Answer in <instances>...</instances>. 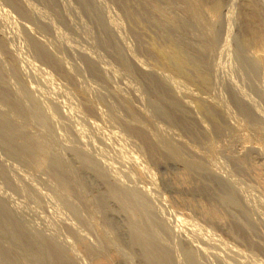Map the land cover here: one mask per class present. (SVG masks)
I'll return each instance as SVG.
<instances>
[{
  "label": "rangeland",
  "instance_id": "obj_1",
  "mask_svg": "<svg viewBox=\"0 0 264 264\" xmlns=\"http://www.w3.org/2000/svg\"><path fill=\"white\" fill-rule=\"evenodd\" d=\"M122 1L0 0V216L17 238L0 236V264H41L31 235L47 264H145L97 187L128 198L173 264H264V0H191L202 22L177 0L155 15L188 25L179 47Z\"/></svg>",
  "mask_w": 264,
  "mask_h": 264
},
{
  "label": "bare ground",
  "instance_id": "obj_2",
  "mask_svg": "<svg viewBox=\"0 0 264 264\" xmlns=\"http://www.w3.org/2000/svg\"><path fill=\"white\" fill-rule=\"evenodd\" d=\"M90 3H95L97 5V7H99V2L98 0H89ZM116 1V0H115ZM120 1V0H119ZM122 1V0H121ZM181 1V0H180ZM184 4H187V9L186 11L188 10V12H190L192 15H193V19L199 21V22H202L203 19L200 17V11L198 7H201L200 4L199 6L197 5V1L195 2H192L191 0H183ZM123 2V1H122ZM126 6H127V9H128V13L130 16V19L131 20H137V21H145L149 24H151L152 26H156L157 29H158V34L161 35V37L163 36V38L165 37V40L166 38L171 39L172 43L175 44L176 46L179 47V44H180V41L185 39V36H183L181 34V32H185V30H187L188 28H186V26L188 27V25H186L185 23H182L179 22L176 18H174L175 20L173 19H169L168 22H165V20L163 21L160 17H157L155 14L157 13L159 15V13L161 14V16H163V14L167 13L168 14V11H171L172 9L174 8H178L177 5H179V3L177 2V0H125L124 1ZM219 2V1H218ZM122 4V3H121ZM125 4L123 3V5L125 6ZM93 5V4H92ZM94 7V6H93ZM96 7V6H95ZM181 7V5H180ZM91 8V7H90ZM99 9V8H98ZM211 9H212V12L213 14H216L219 12V3L214 2L211 6ZM179 10V9H178ZM99 11V10H98ZM200 11V12H199ZM26 12H30V9L28 7V5H26ZM210 12V11H208ZM127 13V14H128ZM163 13V14H162ZM189 13V14H190ZM173 14V13H172ZM219 14V13H218ZM102 15V13H101ZM185 15V14H184ZM191 15V17H192ZM222 15V13H221ZM166 16V15H164ZM217 16V15H216ZM219 16V15H218ZM217 16V17H218ZM171 17V16H169ZM179 17V16H178ZM173 18V16H172ZM190 18V17H189ZM208 18V17H207ZM219 18H221L219 16ZM218 18V19H219ZM192 19V18H191ZM224 17L222 15V19L223 20ZM102 20L104 22V28L106 29L107 31V34L109 35V38L112 40L113 38H115L114 36H116V32H115V29L113 28V26H111L109 23V21H107L106 18H104V16L102 17ZM171 20V21H170ZM211 21V20H210ZM47 22V21H46ZM218 23V22H217ZM215 24V23H214ZM148 25V24H147ZM103 26V25H102ZM209 26V25H208ZM212 26V25H211ZM203 28V27H202ZM104 29V30H105ZM207 29V28H206ZM205 29V30H206ZM27 30V29H26ZM28 31V30H27ZM189 31V30H187ZM218 31V30H217ZM218 34V32H217ZM179 35V36H177ZM184 35H186L184 33ZM213 35V34H212ZM216 35V34H215ZM214 36V35H213ZM160 37V36H159ZM188 38V37H187ZM139 39V38H138ZM190 39V38H189ZM215 40V38L212 37V41ZM217 40V38H216ZM119 41V40H117ZM170 41V42H171ZM141 42V41H140ZM139 42V43H140ZM186 42V41H184ZM215 42V41H213ZM120 43V42H119ZM179 43V44H178ZM182 43V41H181ZM190 43V42H189ZM185 45V44H184ZM181 46V44H180ZM116 48V47H115ZM181 48V47H180ZM183 50V49H182ZM122 51V50H121ZM123 52V51H122ZM119 53V52H118ZM184 53V52H183ZM183 53H181V55L183 56ZM246 55V54H245ZM181 56V57H182ZM241 58V57H240ZM257 58V57H256ZM254 58V59H256ZM242 59V58H241ZM247 59V58H246ZM258 59V58H257ZM123 60V59H122ZM179 60V58H178ZM248 61H250L249 59H247ZM245 60V61H247ZM124 61V60H123ZM259 61V60H258ZM125 63V62H124ZM137 64V63H136ZM249 64V62L247 63V65ZM244 66V65H243ZM246 66V65H245ZM247 67V66H246ZM246 67H244L245 69H247ZM253 67V66H252ZM257 67V66H255ZM254 67V68H255ZM259 67V66H258ZM248 68H250L248 66ZM251 69V68H250ZM256 69V68H255ZM254 69V70H255ZM260 69V68H259ZM257 70V69H256ZM259 71V70H258ZM256 72V71H255ZM253 75V74H252ZM255 76V75H254ZM234 91V90H233ZM234 93L236 94L235 96V99H237L236 101L238 102L237 104H240V101H243L245 102V99H243V97L236 92V90L234 91ZM162 94V93H161ZM163 95V94H162ZM159 97V96H158ZM166 100V99H165ZM157 102V101H156ZM171 102V101H170ZM174 102V101H173ZM158 103V102H157ZM167 103H168V100H167ZM162 104V103H161ZM150 105V104H149ZM158 106V105H157ZM155 107V106H154ZM159 107V106H158ZM172 107V106H171ZM157 108V107H156ZM164 107H160L159 108V112H161L163 110ZM168 108V107H167ZM167 108L166 110H163V111H167ZM173 108V107H172ZM165 109V108H164ZM244 112H248L246 111V107H243L241 108ZM153 110V109H152ZM170 110V109H169ZM162 111V112H163ZM175 111V109H174ZM173 111V112H174ZM157 112V111H156ZM168 112V111H167ZM176 112V111H175ZM165 113V112H163ZM171 113V112H170ZM160 115V114H159ZM163 115H166V114H163ZM168 115V114H167ZM166 115V116H167ZM250 115V114H249ZM248 115V117H249ZM257 115L256 117L258 118V113L255 112V114H252V116H255ZM165 116V117H166ZM251 116V117H252ZM168 117H171V116H168ZM250 117V118H251ZM167 118V117H166ZM255 118V117H253ZM252 118V120H254ZM166 120V119H165ZM258 120V119H257ZM256 120V121H257ZM260 120V119H259ZM261 122V121H260ZM254 123V122H253ZM258 123V122H257ZM259 124V123H258ZM12 138V137H11ZM30 140V139H29ZM29 140L27 139V145H25V148L28 149L33 158L36 159L38 162H40V160L42 159V155L43 153L40 151L39 148H37L35 146V144L33 145H28L30 144ZM33 143V141H32ZM31 143V144H32ZM162 147V146H161ZM172 157V156H171ZM44 159V158H43ZM240 162V161H239ZM61 165V169H65V166H63V164H59L57 165L58 167ZM63 167V168H62ZM240 167V166H239ZM57 168V167H56ZM67 180H63L65 181L64 183V186H68V184H70L72 181H73V177L71 176V172H67ZM63 179V178H62ZM200 179V178H199ZM69 187V186H68ZM107 187H110V186H107ZM71 188V187H70ZM182 188V187H181ZM176 190H178V187L176 186L175 187ZM95 194V196H97L98 199H100L103 204H105V208L107 210V215H108V218L120 229V231L122 232V234L124 235L125 237V241L127 244H129L130 246H135L137 248L140 249L141 253H142V259L144 261L145 264H173L170 260V256H168V254L166 253L165 249H163L159 244L158 242L155 240V238L152 236L151 233H149V231L147 230V224H146V219L144 218V216L134 207L132 206V204L129 202L128 198L122 194V193H119L117 190L113 188H103L101 189L100 187H97L94 189L93 191ZM92 192V193H93ZM99 200V201H100ZM98 201V200H97ZM112 201H115L118 208L121 210V212H123L122 214L126 215L125 218L127 219L128 221V225H125V222L123 221V219L121 218V214L119 212H116V211H113L110 209V206H111V202ZM102 206V205H101ZM2 208V207H0ZM3 209H6L4 208L3 206ZM5 211V210H3ZM1 213V211H0ZM5 215V213H3ZM7 214V213H6ZM9 215V214H8ZM3 217V215H1ZM0 216V236L3 237V238H8V240H13V241H17V238H16V235L15 233L12 231V228L11 229H8V227L10 228V226H5L6 224L2 221H1V217ZM11 218V217H10ZM6 220V219H5ZM4 221V220H3ZM124 222V223H123ZM5 224V225H4ZM8 225V224H7ZM21 225V224H20ZM19 225V226H20ZM15 228V227H14ZM19 228V227H18ZM16 228V229H18ZM30 230V229H29ZM15 231V230H14ZM18 231V230H17ZM16 231V232H17ZM23 231V230H21ZM21 231H19L21 233ZM19 233V234H20ZM25 233V232H24ZM23 233V234H24ZM34 233V232H33ZM18 234V233H17ZM35 234V233H34ZM106 234V233H105ZM27 236V235H25ZM32 236V235H31ZM30 237V240L31 242H33L36 246H37V249H38V253L39 255L38 256H35L33 254H30L32 252H29L28 250H25L27 252H29L28 254H26L25 252V256H29L31 257L32 260H36L39 261L41 264H47L48 261H47V257H46V251L43 249L42 247V243L41 241L39 240V238L36 236L35 237ZM96 237V236H95ZM50 238V237H49ZM76 238H77V242L79 244V247L86 253V254H89L94 261H99L102 259L103 255V252L102 253H98V251L96 252V248L98 247H94L96 250L92 249L93 247L90 245L89 241H87V239L82 236V235H79L77 234L76 235ZM101 238V236H100ZM107 238V237H106ZM53 239V238H52ZM98 239V238H97ZM24 240V238H23ZM124 240V239H122ZM12 241V242H13ZM26 240H24L25 242ZM101 241V240H100ZM103 241V240H102ZM108 241V240H107ZM111 241V240H110ZM52 242V241H51ZM57 242V241H56ZM105 242V241H104ZM9 243V242H8ZM16 243V242H14ZM100 243V242H99ZM106 243V242H105ZM111 243V242H110ZM109 242L106 244L107 245V248L109 249V251L111 253H114L113 250H112V246ZM113 243V242H112ZM13 244V243H12ZM19 244V243H18ZM17 244V245H18ZM21 244V243H20ZM19 244V245H20ZM6 245V244H5ZM9 245V244H8ZM99 246V245H98ZM13 247V246H12ZM11 247V248H12ZM21 247V246H20ZM10 248V247H8ZM22 248V247H21ZM20 248V249H21ZM28 248V246H27ZM60 248V247H59ZM13 249V248H12ZM106 249V247H105ZM53 250V249H52ZM81 250V251H82ZM99 250V249H98ZM104 250V248H103ZM107 250V249H106ZM105 250V252H106ZM2 251V250H1ZM0 251V252H1ZM59 251V250H58ZM64 251H66L64 249ZM101 251V250H100ZM3 252V251H2ZM9 252V251H8ZM21 252V251H19ZM6 253V252H5ZM18 253V252H16ZM58 254L56 255L55 259H56V262L57 263H62V262H69L71 261L69 264H74L76 261L75 259V256L72 255V253L68 251H66V257H65V254L63 255L61 252H57ZM64 253V252H63ZM108 253V252H107ZM9 254V253H8ZM24 254V253H23ZM109 254V253H108ZM5 255V254H4ZM53 255V254H52ZM54 255V256H55ZM111 255V254H110ZM115 255V254H114ZM49 256V255H48ZM108 256V255H107ZM2 257V256H1ZM106 257V256H104ZM3 258V257H2ZM22 258V257H21ZM89 258V257H88ZM111 258V257H110ZM19 259V258H18ZM29 259V258H28ZM105 259V258H103ZM113 260V258H111ZM116 259V258H115ZM17 260V259H16ZM22 262L25 263V264H29V260H27L25 257L22 258ZM30 260V261H32ZM91 260V259H90ZM107 260V259H106ZM110 261V262H109ZM107 264H114V262H112L111 260H109ZM21 262V263H22ZM19 263V262H18ZM22 263V264H23ZM33 263V262H32ZM30 263V264H32ZM116 263V262H115ZM15 264V263H14ZM37 264V263H35ZM63 264V263H62ZM117 264V263H116ZM175 264V263H174Z\"/></svg>",
  "mask_w": 264,
  "mask_h": 264
}]
</instances>
